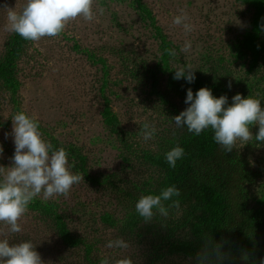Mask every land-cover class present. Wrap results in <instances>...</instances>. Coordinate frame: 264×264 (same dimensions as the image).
<instances>
[{"label": "rangeland", "instance_id": "1", "mask_svg": "<svg viewBox=\"0 0 264 264\" xmlns=\"http://www.w3.org/2000/svg\"><path fill=\"white\" fill-rule=\"evenodd\" d=\"M25 3L0 0V61L15 35L5 31L2 6L20 11ZM98 6L105 12L94 21L80 17L59 37L26 41L13 79L0 76V167L12 166V117L23 111L38 121L46 141L67 151L71 171L84 175L67 197H35L20 220L22 231L7 238L10 244L31 241L45 264H100L104 257L196 264L205 240L194 231L191 203L173 197L179 208L149 222L135 203L167 187L166 170L152 161L165 160L193 134L172 118L188 107L186 93L193 88L173 79L177 67L190 64L195 79L215 84L229 105L239 93L264 107V0H95L94 10ZM182 9L194 25L187 35L172 24ZM187 40L191 50L181 52ZM165 48L177 55L161 56ZM145 122L156 128L147 142L140 134ZM251 131L253 139L238 140L231 153L252 177L244 184L248 207L264 213V143L255 141L258 127ZM118 238L130 247H106ZM262 258L264 250L257 264Z\"/></svg>", "mask_w": 264, "mask_h": 264}, {"label": "clouds", "instance_id": "2", "mask_svg": "<svg viewBox=\"0 0 264 264\" xmlns=\"http://www.w3.org/2000/svg\"><path fill=\"white\" fill-rule=\"evenodd\" d=\"M95 0H26L20 11L4 4L7 9L5 31L15 33L26 41L39 42L42 38L59 37L70 21L82 17L91 22L97 19V13L103 15L105 9L97 7ZM190 17L183 9L173 18L172 24L182 26L185 34L194 30L189 22ZM190 40L185 41L181 52L191 50ZM175 57L174 49L165 48L161 56ZM181 78L191 84L195 81L194 69L186 65L177 67L174 80ZM227 87L231 89V81ZM183 111L173 118L177 128L186 127L189 133L199 136L204 130L211 129L213 140L225 153L231 152L237 141L243 145L253 139L251 128L258 127L255 141L264 143V107L255 97H242L237 93L228 105V98L221 95L216 98L210 89L201 87L193 95L189 88L186 93ZM227 105V106H226ZM14 137V155L11 167H0V264H45L31 241L10 244L7 236L22 231L20 220L28 211L29 204L42 194L44 200L56 196L67 197L74 185L84 181V175L73 173L68 161V153L63 148H54L51 142L43 138L39 123L34 117L20 111L12 117ZM154 124L145 122L141 128V136L145 142L154 138ZM7 137V134H5ZM3 152L0 146V153ZM184 149L179 145L165 153V160L171 168L176 167L178 160L184 156ZM180 190L168 186L159 194L141 195L135 203V211L145 222L151 221L158 213L168 217L169 208H179ZM165 201H172L165 207ZM155 210V211H154ZM203 248L196 255V264H225L230 259L228 253L222 251L223 243H215L211 237H204ZM106 247L128 249L129 243L122 238L108 241ZM247 254L242 259L247 260ZM100 264H133L130 257L110 262L108 257L100 260ZM260 264H264V258Z\"/></svg>", "mask_w": 264, "mask_h": 264}, {"label": "trees", "instance_id": "3", "mask_svg": "<svg viewBox=\"0 0 264 264\" xmlns=\"http://www.w3.org/2000/svg\"><path fill=\"white\" fill-rule=\"evenodd\" d=\"M25 42L19 35L13 36L0 61L1 77L13 79L15 60ZM190 85L194 96L201 87L210 89L216 98L226 96L210 82L195 79ZM213 135L210 128L199 136L192 134L181 145L185 154L174 169L164 159L152 162L166 170L167 187L174 185L180 190V196L175 198L191 203L196 211L194 231L223 243L222 251L230 256L225 264H257L264 250V213L252 212L247 205L244 184L251 182L252 177L237 157L215 143ZM173 250L193 253L188 247ZM245 254L247 260L242 259Z\"/></svg>", "mask_w": 264, "mask_h": 264}]
</instances>
